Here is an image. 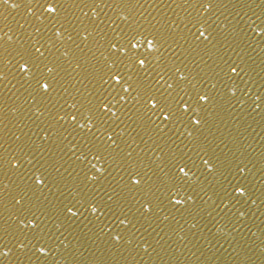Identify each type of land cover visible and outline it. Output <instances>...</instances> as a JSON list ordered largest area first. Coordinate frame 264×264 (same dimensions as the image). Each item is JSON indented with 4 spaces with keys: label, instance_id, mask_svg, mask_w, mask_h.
<instances>
[{
    "label": "snow or ice",
    "instance_id": "obj_1",
    "mask_svg": "<svg viewBox=\"0 0 264 264\" xmlns=\"http://www.w3.org/2000/svg\"><path fill=\"white\" fill-rule=\"evenodd\" d=\"M145 6L0 0V82L27 93L25 106L32 107L24 115L34 125L32 135L13 133L10 143L9 111L23 117L0 97V257L7 264H53L57 241L67 250L69 237L107 254L73 264H135L141 252L157 264L153 225L179 217L206 227L213 212L235 224L245 215L241 207L255 202L252 159L239 148L218 150L211 130L226 117L237 125L253 113L264 118V83L256 96L261 104L241 101L240 112L231 111L239 84L255 85L249 61L257 49L264 53V0L147 4L191 10L183 29L175 20L139 21L136 12ZM104 7L120 12L119 31L114 21L84 13ZM33 16L48 21L34 33ZM13 30L20 37L15 46ZM121 125L127 138L115 131ZM133 145L140 151L129 150ZM237 243L247 248L242 238Z\"/></svg>",
    "mask_w": 264,
    "mask_h": 264
},
{
    "label": "water",
    "instance_id": "obj_2",
    "mask_svg": "<svg viewBox=\"0 0 264 264\" xmlns=\"http://www.w3.org/2000/svg\"><path fill=\"white\" fill-rule=\"evenodd\" d=\"M120 2L121 0H106V3L113 7H115L116 3ZM140 2L145 3L146 6L145 8L139 9L136 12V16L139 21L144 23L155 24L157 21L175 20L179 27L183 29L184 25L181 21L183 17L188 15V11H191L175 7H147V4L160 3L161 0H140ZM164 2L171 4L173 0H164ZM177 2H182V0H177ZM101 6L103 7V4ZM40 11H37V16L40 15ZM71 11L72 10L69 9V12ZM84 13H87V18L92 17L93 13H95L100 19L108 20L109 23L114 21L112 27L117 31H119L118 26L123 24V21L119 18L120 12L109 7L85 8ZM141 13L143 15H141ZM13 15L15 16L16 13L13 12ZM81 15H83V13H81ZM225 15L227 16V13H225ZM154 17L156 18L155 20L153 19ZM16 18L20 19L19 16H16ZM228 18L231 19V17ZM29 19L32 22L29 31L33 33L37 27L43 29L41 21L45 24L48 23L44 17H41L40 20H37L35 16L29 17ZM9 21L12 26L15 27L16 21L12 19V16H9ZM158 26L159 25H157V27ZM0 35H2V33H0ZM8 36L12 37V40L9 41L12 46H15V42L20 39L15 30L8 32ZM5 39H7V37H5ZM63 50L64 49H62V51ZM177 54L179 55V52H177ZM251 55L253 60L249 61V63L252 64V68L254 69L251 75L255 81V85H251L250 82L251 90H249V88L241 83L235 89L236 95L233 97V109L231 110L233 111V116L240 112L242 106L241 101L245 102L243 105L245 107L248 105L255 107L262 103L260 100L256 99V96L260 90L261 84L264 83V71H262L261 67V59L264 58V53H261L259 49H257L252 52ZM245 79H247V77ZM13 83H15V81H13ZM76 87L81 86L76 84ZM69 90L75 91V88L69 85ZM22 93L23 90L18 92L17 88H14L12 84H8L7 87H5V82H0V97L7 100L9 109L20 107V116L23 117L22 120L17 119V117L9 111L8 128L9 136L11 137L10 143L15 139L12 135L13 133H27L28 135H32V128H34L32 121L28 120V117L24 115V112L27 111L28 107H32V104L25 106L23 96H26L27 93H23V95ZM113 110L115 111V109ZM117 114L119 115V113ZM33 119H35V117H33ZM17 124H20L21 127L17 128ZM217 128H213L211 131L219 138L217 139V144H219L218 150L228 151L232 149L235 151L239 148L245 155L252 159L255 165V167L252 168L254 173L252 183L255 192L253 199L255 202L249 201L241 207L240 211L244 212L245 215L235 224H225L221 222L220 217L216 215V212H213L212 215L216 218L212 219L209 217V222H207L206 227L200 225L194 228L191 222L180 220L179 217H177V220L164 221L160 227L153 225L156 231L152 234L156 239L160 240L161 244V246L157 248V252L159 253L157 264H264V118L257 113H253L252 117H249L245 124L237 125L235 119L226 117L222 122H218ZM123 129L124 126L121 125L120 128H116L115 131L118 134L123 133L124 137L127 138V132H124ZM232 137H237V144H233ZM69 139H71V137H69ZM220 140H223V143H220ZM140 147L143 148L144 145ZM133 149L135 152L140 151V148H137L135 145L129 150ZM156 154L157 153H151L154 159ZM77 155H79V152H77ZM41 163H43V161H41ZM250 167H252V165H250ZM69 171H71V169H69ZM65 175H67V173ZM16 179L15 176L10 174L7 182L14 183ZM0 180H3L2 174H0ZM224 203H227V201ZM229 207H231V205H229ZM216 211L219 212L220 209ZM224 211H227V209H224ZM164 214L166 215L167 213L165 212ZM221 215H223V212H221ZM157 223L160 222L157 221ZM164 225H171L174 231L169 232L167 229L161 231L160 228L164 227ZM149 231L152 230L149 229ZM218 233H224L225 235H217ZM227 233H231V235H227ZM185 237H187V239H185ZM233 237L236 239L234 240ZM241 238L243 241L247 242V248L243 251L237 243ZM57 244L59 246V252L53 264H61V262H63V264H73L74 260L90 262L100 259L102 255L107 256V254L102 252L98 244L89 242L87 246L80 247L78 242L71 237L65 241V244L69 245V249L66 250L64 244H60L59 241H57ZM149 251H151V249H149ZM66 252L67 255H65ZM153 255L155 256L156 254ZM0 264H7V261L3 257H0ZM135 264H149L146 254L141 252V254L136 257Z\"/></svg>",
    "mask_w": 264,
    "mask_h": 264
}]
</instances>
